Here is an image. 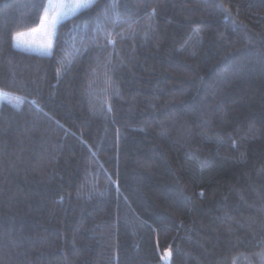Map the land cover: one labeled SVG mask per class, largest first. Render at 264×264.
<instances>
[{"label":"trees","instance_id":"16d2710c","mask_svg":"<svg viewBox=\"0 0 264 264\" xmlns=\"http://www.w3.org/2000/svg\"><path fill=\"white\" fill-rule=\"evenodd\" d=\"M56 2L0 0V264H264V0H95L53 38Z\"/></svg>","mask_w":264,"mask_h":264},{"label":"snow or ice","instance_id":"6c2138e0","mask_svg":"<svg viewBox=\"0 0 264 264\" xmlns=\"http://www.w3.org/2000/svg\"><path fill=\"white\" fill-rule=\"evenodd\" d=\"M95 0H72L71 4L65 3L64 0H57L56 3H49L48 7L49 9H60L61 11H58L56 13V16L52 18L51 20V27H52V35L53 38L56 36V26L59 23V20L62 16L67 15L66 12L63 11V9H88L92 6H94ZM45 18H47V12H45ZM109 43H114L113 41H109ZM52 45L49 44V47ZM168 258L170 259L171 253H167Z\"/></svg>","mask_w":264,"mask_h":264}]
</instances>
